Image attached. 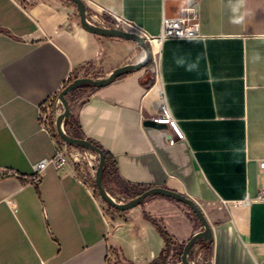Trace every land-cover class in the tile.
Instances as JSON below:
<instances>
[{
    "label": "crops",
    "instance_id": "1",
    "mask_svg": "<svg viewBox=\"0 0 264 264\" xmlns=\"http://www.w3.org/2000/svg\"><path fill=\"white\" fill-rule=\"evenodd\" d=\"M80 1L85 16L105 10L154 38L166 15L192 13L201 37L148 44L144 68L81 86L62 129L100 148L109 162L103 181L132 188L131 199L166 189L195 202L211 230L202 238L210 264H264V0ZM138 49L86 30L71 0H0V264H107L110 247L129 264H149L164 249L143 213L154 218L150 205L165 196L150 195L113 222L90 171L72 162L47 167L36 187L2 176L30 175L53 155L55 139L38 123L50 96L71 79L103 81L140 64ZM162 95L182 139L151 121ZM164 223L177 241L194 231Z\"/></svg>",
    "mask_w": 264,
    "mask_h": 264
},
{
    "label": "built area",
    "instance_id": "2",
    "mask_svg": "<svg viewBox=\"0 0 264 264\" xmlns=\"http://www.w3.org/2000/svg\"><path fill=\"white\" fill-rule=\"evenodd\" d=\"M100 12V13H99ZM107 13L105 10H100L88 16L86 14V22L89 26L103 28L109 31H120L124 33L134 34L144 40L146 44H150L151 41L156 40L159 43L167 39H196L200 38L198 32V25L195 22V18L192 13H187L179 18L167 19L164 18L161 22V31L159 36L150 37L141 28L135 25L133 22L117 16L111 13H107L110 20L104 19L101 13ZM155 71L158 70V62L153 61ZM62 102L59 99V94H53L38 110V123L41 130L47 131L52 134L54 141L53 155L48 158L37 162L31 166L32 173L30 175H20L12 170H5L2 172V176H13L22 179L26 184L31 186H38L43 178L44 171L47 167H52L56 172H59L68 162H72L77 167H82L84 162L89 165L91 160L95 157L90 155L88 150L71 146L64 143L56 134L55 125L54 128L49 129L51 126L49 111L51 108L54 112L62 108ZM154 124L167 125L178 139H182L183 135L177 125V122L172 118L162 95L161 114L157 117L151 118ZM63 133H65L63 131ZM83 169V168H81Z\"/></svg>",
    "mask_w": 264,
    "mask_h": 264
},
{
    "label": "rangeland",
    "instance_id": "3",
    "mask_svg": "<svg viewBox=\"0 0 264 264\" xmlns=\"http://www.w3.org/2000/svg\"><path fill=\"white\" fill-rule=\"evenodd\" d=\"M87 14L88 16L92 15L94 12L87 8ZM139 53L142 58H144L145 52L144 50L139 47ZM74 80H70L68 84L73 82ZM67 84V85H68ZM81 89V87H78ZM74 89L72 90L66 97L67 102H75L76 100H79L80 96V89ZM50 112V119L52 120L54 118V110L51 108L49 109ZM53 121V120H52ZM51 127L54 128L51 122ZM63 131L66 135L70 134L63 128ZM74 133V132H73ZM70 137H74L77 134H73ZM77 137V136H76ZM78 138V137H77ZM90 155L94 156L95 159L91 160L89 162V165L84 162V165L81 167L84 170L90 171V179L89 182L91 184V187L95 189V194L98 197V199L103 203V206L105 208L106 215L112 219L113 222L120 219L119 217V210H116L115 208L111 207L110 205L106 204L100 195L98 194L96 185H95V172L96 168L98 167V155L92 151H88ZM80 168V167H79ZM102 188L104 192L113 200L116 204H126L134 200L133 197L135 195V192L132 188L116 183L114 181H101ZM144 191H138V195L142 194ZM154 196V195H153ZM150 196L149 199H144L143 202H147L155 197ZM156 196V195H155ZM163 201L158 204L150 205L152 207L153 211L155 212V217L153 218L149 212H144L143 216L146 215L147 217L154 220L156 223L161 225L164 230L169 232V234L173 233L175 235L176 239H179V233L174 232L173 230H170L164 223V219L167 221L168 225L176 226L179 224L186 226H189L190 229H194V231L190 234V236L185 237L181 241H177L173 239L172 236H170V245L167 248V252L164 257L163 264H183L182 258L185 256V261L187 264H210V248L209 244H205L202 241V238L197 239L192 246L187 250L186 254H184V248L188 240L194 236L195 234L201 233L204 231L203 224L198 220V218L195 216V214L192 212V210L185 204H182L181 202H178L172 198L164 197L162 199ZM161 216V217H158ZM114 230L113 224H111V231ZM107 264H129L125 259L119 254L118 250L110 247L109 249V255L107 258Z\"/></svg>",
    "mask_w": 264,
    "mask_h": 264
},
{
    "label": "water",
    "instance_id": "4",
    "mask_svg": "<svg viewBox=\"0 0 264 264\" xmlns=\"http://www.w3.org/2000/svg\"><path fill=\"white\" fill-rule=\"evenodd\" d=\"M71 1L75 4L77 11H78V14H79V17H80V20H81V24L86 30H88L89 32H91L93 34L100 35L103 37H115V38H123V39L131 40V41L135 42L139 47H141L144 50L145 59L140 64L125 66V67H122V68H119V69L113 71L110 74V76L106 80H103V81L92 80L90 78H82V79H75L73 82L68 84L59 94V99L62 102L64 111L56 119V122H55L56 134L64 143L71 145V146L80 147V148L86 149L88 151H92L98 155L99 162H98V167L96 168V172H95V185H96L97 191H98L100 197L102 198V200L106 204L115 208L116 210H119L121 212L130 210V209L140 205V203L147 196H150V195L165 196L168 198H172L178 202H181L182 204L187 205L192 210V212L195 214V216L198 218V220L203 224L204 231L201 233L195 234L194 236H192L188 240V242L186 243L185 248H184V254H186L187 250L192 246V244L197 239L204 238L205 240H209L211 237V230H210V227L207 223V220L205 219V216H204L202 210L199 208V206L195 202H193L192 200L184 197L183 195H180V194L173 192V191H169L166 189H151V190H147V191L143 192L142 194L137 196L134 200H132L129 203L119 204V205L114 203L113 200L104 192V190L102 188L101 174H102V170H103L104 165H105V157H104V154L102 153V151L99 150L97 147H95L93 144H91L87 140L80 139V138H72V137L66 135L65 133H63L62 124H61L62 120L67 119L70 115L66 96L72 90H74L78 87L84 86V85H91L93 87L105 86V85L109 84L112 80L116 79L118 76H120L124 72L133 71V70H140V69L144 68L149 63V60H150L149 46H148V44H146L144 42V40L142 38H140L139 36L134 35V34L124 33V32H120V31H109V30H105V29L100 28V27L89 26L86 22L85 8H84L83 3L80 0H71ZM180 9H186V7H184V6L180 7ZM165 18H167V15L165 16ZM167 19H169V18H167ZM182 262H183V264H187L185 261V256L182 258Z\"/></svg>",
    "mask_w": 264,
    "mask_h": 264
},
{
    "label": "trees",
    "instance_id": "5",
    "mask_svg": "<svg viewBox=\"0 0 264 264\" xmlns=\"http://www.w3.org/2000/svg\"><path fill=\"white\" fill-rule=\"evenodd\" d=\"M83 87L94 88L91 85H84ZM90 143L93 144L92 142H90ZM93 145L100 150V148L98 146H96L95 144H93ZM104 157H105V165H104V168H103L102 174H101V180L102 181L104 179V174L106 172V169L108 168V163H109L105 154H104ZM144 219L147 222H149L153 227H155V229L157 230V233L159 234V236L161 237V239L164 242V249L161 250V252L159 253V256L155 260L150 262L149 264H163V261H164L163 259L165 257L166 252H167V248L170 245V237H169L168 233L163 229V227L161 225H159L158 223H156L154 220L147 217L146 215H144Z\"/></svg>",
    "mask_w": 264,
    "mask_h": 264
},
{
    "label": "bare ground",
    "instance_id": "6",
    "mask_svg": "<svg viewBox=\"0 0 264 264\" xmlns=\"http://www.w3.org/2000/svg\"><path fill=\"white\" fill-rule=\"evenodd\" d=\"M150 44H151V47H152V44H153V46H155V47H159V42L156 41V40L151 41Z\"/></svg>",
    "mask_w": 264,
    "mask_h": 264
}]
</instances>
